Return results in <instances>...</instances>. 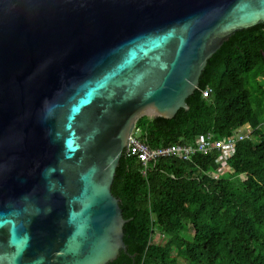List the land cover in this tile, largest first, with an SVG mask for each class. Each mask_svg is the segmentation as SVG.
Segmentation results:
<instances>
[{"label": "water", "instance_id": "water-1", "mask_svg": "<svg viewBox=\"0 0 264 264\" xmlns=\"http://www.w3.org/2000/svg\"><path fill=\"white\" fill-rule=\"evenodd\" d=\"M264 0H0V264H108L137 122L175 117Z\"/></svg>", "mask_w": 264, "mask_h": 264}, {"label": "trees", "instance_id": "trees-1", "mask_svg": "<svg viewBox=\"0 0 264 264\" xmlns=\"http://www.w3.org/2000/svg\"><path fill=\"white\" fill-rule=\"evenodd\" d=\"M252 72L264 74V23L237 31L208 60L188 110L139 119L137 137L153 148L190 145L209 132L232 136L246 125L252 133L221 176L217 151L161 158L147 174L125 151L112 192L129 220L127 251L108 264H264V88L249 81ZM157 233L166 238L157 242Z\"/></svg>", "mask_w": 264, "mask_h": 264}, {"label": "built area", "instance_id": "built-area-1", "mask_svg": "<svg viewBox=\"0 0 264 264\" xmlns=\"http://www.w3.org/2000/svg\"><path fill=\"white\" fill-rule=\"evenodd\" d=\"M213 90L207 87L203 91L204 97H210ZM249 128H252L248 125ZM245 127L237 129L236 133L227 137H215V134L209 132L206 135L199 136L193 144L180 145L173 144L163 147L153 148L146 142L142 141L135 135L136 131L130 138L128 148L126 150L128 156L136 157L141 164L142 172L147 174L151 167H155L161 158H178L184 161H191L195 155H206L210 152L217 151L218 169L216 173L223 175L230 171L229 160L235 155L237 144L243 139L251 137V129L243 130ZM250 131V132H249Z\"/></svg>", "mask_w": 264, "mask_h": 264}, {"label": "rangeland", "instance_id": "rangeland-1", "mask_svg": "<svg viewBox=\"0 0 264 264\" xmlns=\"http://www.w3.org/2000/svg\"><path fill=\"white\" fill-rule=\"evenodd\" d=\"M256 72V71H255ZM255 72H252L249 76V81L251 82V80L252 81H254V80H257V82H258V84L259 85H261V86H263V88H264V74L262 75H258V77L256 76V73ZM255 76L257 77L256 79H254L255 78ZM254 91H258V90H256V88H254L253 89ZM263 121V120H262ZM263 123H264V121H263ZM250 130L251 129V131H252V128H249V126L248 125H246V127L245 128H243V130ZM250 132V131H249ZM135 135L136 136H139V132H136L135 133ZM187 228H186V232L185 233H183V235L185 236V235H187L188 237L190 236V235H192V233H193V227L191 226V225H188V226H186ZM166 237L163 235V234H161V233H157L156 234V236H155V239H156V241L157 242H161L163 239H165Z\"/></svg>", "mask_w": 264, "mask_h": 264}]
</instances>
